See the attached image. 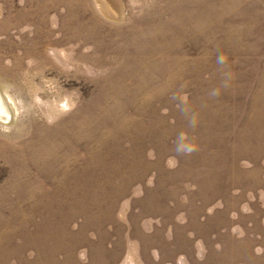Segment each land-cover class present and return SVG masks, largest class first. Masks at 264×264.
I'll use <instances>...</instances> for the list:
<instances>
[{"label": "rangeland", "instance_id": "374dc122", "mask_svg": "<svg viewBox=\"0 0 264 264\" xmlns=\"http://www.w3.org/2000/svg\"><path fill=\"white\" fill-rule=\"evenodd\" d=\"M0 264H264V0H0Z\"/></svg>", "mask_w": 264, "mask_h": 264}, {"label": "clouds", "instance_id": "9594fccd", "mask_svg": "<svg viewBox=\"0 0 264 264\" xmlns=\"http://www.w3.org/2000/svg\"><path fill=\"white\" fill-rule=\"evenodd\" d=\"M224 60H225V57L223 55H221V56L218 57V62L219 63H223ZM189 150L191 151V149H189Z\"/></svg>", "mask_w": 264, "mask_h": 264}]
</instances>
